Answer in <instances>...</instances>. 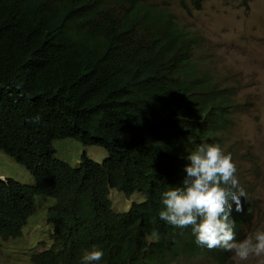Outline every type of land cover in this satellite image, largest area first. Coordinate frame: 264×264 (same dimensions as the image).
<instances>
[{
  "label": "trees",
  "instance_id": "trees-1",
  "mask_svg": "<svg viewBox=\"0 0 264 264\" xmlns=\"http://www.w3.org/2000/svg\"><path fill=\"white\" fill-rule=\"evenodd\" d=\"M131 1L142 22L116 35L104 21L88 25L100 8L89 0H0V149L35 178L0 177V238L23 235L36 195L56 198L46 219L52 246L33 257L43 264H81L93 247L104 253L94 264H171L202 250L190 228L160 219L161 194L179 186L200 144L223 148L242 106L236 88L196 56L197 36L154 2ZM65 137L109 155L97 162L84 152L74 167L55 154L53 141ZM111 188L145 200L117 211ZM245 192L244 211L232 213L238 226L252 215Z\"/></svg>",
  "mask_w": 264,
  "mask_h": 264
},
{
  "label": "rangeland",
  "instance_id": "rangeland-1",
  "mask_svg": "<svg viewBox=\"0 0 264 264\" xmlns=\"http://www.w3.org/2000/svg\"><path fill=\"white\" fill-rule=\"evenodd\" d=\"M171 13L178 26L197 36L196 56L223 83L236 88V101L242 109L235 112V125L224 138L223 149L237 148L234 155L237 170L248 180L255 199L254 216L243 226L244 238L250 231L264 227V0H204L201 8H185L180 0H149ZM58 158L77 167L85 152L88 157L102 162L108 150L102 145H84L73 137L53 141ZM12 177L34 184L31 171L14 157L0 149V176ZM114 209L128 211L133 201H143L145 194L136 191L127 197L112 188ZM56 198L46 194L36 195V209L21 237L4 241L0 238V264H33L31 255L51 244L48 208ZM42 240V241H40ZM195 264H215L201 261ZM228 264H235L233 258ZM248 264H259L257 260Z\"/></svg>",
  "mask_w": 264,
  "mask_h": 264
},
{
  "label": "clouds",
  "instance_id": "clouds-1",
  "mask_svg": "<svg viewBox=\"0 0 264 264\" xmlns=\"http://www.w3.org/2000/svg\"><path fill=\"white\" fill-rule=\"evenodd\" d=\"M89 3L100 6L88 18V25L91 27L95 28L100 21H104L113 27L116 35H123L142 22L141 14L137 16L131 14L133 6L131 0H89ZM124 17L133 21H121L120 19ZM232 152L233 154L227 153L218 143L200 144L187 155L185 175L179 186L169 187L162 192L161 202L164 207L159 212L160 219L174 229L190 228L195 243L202 247L201 252L192 259L184 262L172 260L171 264H178L177 262L195 264L203 260L212 261L215 264H228L231 258L234 259L235 264H248L252 260L264 264V227L256 228L240 239L245 233L244 224L251 221L254 216L255 199L250 193L251 185L248 184L251 180L246 179L243 174L241 176L237 170L238 164L234 158V155L238 154L237 148H234ZM0 177L6 178L2 175ZM240 179L244 181V185L241 184ZM245 190L250 195L252 215L250 219L238 226L232 218V213L233 211H244L241 198H246ZM111 191L112 188L110 198ZM49 234L51 236V232ZM44 243L45 241H42L37 246L43 249L31 255L33 264H43L33 257L48 251L52 246V243L43 245ZM204 250L208 252L226 251L228 256L220 259L204 254ZM103 255L101 249L93 247L84 252L81 264H94L100 261Z\"/></svg>",
  "mask_w": 264,
  "mask_h": 264
}]
</instances>
